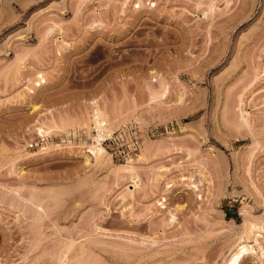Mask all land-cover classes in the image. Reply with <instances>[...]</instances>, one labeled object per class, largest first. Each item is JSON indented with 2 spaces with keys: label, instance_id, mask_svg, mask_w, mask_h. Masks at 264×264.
I'll list each match as a JSON object with an SVG mask.
<instances>
[{
  "label": "rangeland",
  "instance_id": "374dc122",
  "mask_svg": "<svg viewBox=\"0 0 264 264\" xmlns=\"http://www.w3.org/2000/svg\"><path fill=\"white\" fill-rule=\"evenodd\" d=\"M263 74L264 0H0V264H226L264 222Z\"/></svg>",
  "mask_w": 264,
  "mask_h": 264
},
{
  "label": "bare ground",
  "instance_id": "6f19581e",
  "mask_svg": "<svg viewBox=\"0 0 264 264\" xmlns=\"http://www.w3.org/2000/svg\"><path fill=\"white\" fill-rule=\"evenodd\" d=\"M42 76L43 75L40 76L41 77L40 79L42 83H44L46 80ZM31 107L34 108L35 105L31 104ZM102 116L103 115L101 111H99L98 108L95 109V112L93 114V121H94L93 124L95 125V128H96L95 139L93 138V140H95L93 142L95 143L89 148L94 153L95 159H98L100 156L103 155V153H105V150L102 146V140H104L107 136L111 135V132L108 129V126H106L105 117H102ZM48 129L49 127H44L43 125H41L38 128V131L43 135L44 133H47ZM87 159L88 158L86 157V160ZM136 177L137 176H135L134 178ZM135 182L136 180L134 179L132 181V185H135ZM253 221L252 222L248 221L250 222V224L247 226L246 229H244L246 238L250 239L252 243H249L246 239H240L238 242H235L233 252L230 254V257L228 258V261L226 264H238L241 258L246 253H248L249 251H254V250H259L262 257H264V246L261 244L262 239H264V222L258 221V220L256 221L253 220Z\"/></svg>",
  "mask_w": 264,
  "mask_h": 264
}]
</instances>
